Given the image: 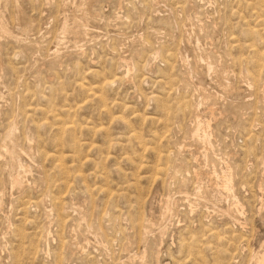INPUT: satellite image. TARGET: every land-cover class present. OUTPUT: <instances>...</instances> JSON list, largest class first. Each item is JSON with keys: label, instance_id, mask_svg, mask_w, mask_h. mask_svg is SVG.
Segmentation results:
<instances>
[{"label": "rangeland", "instance_id": "1", "mask_svg": "<svg viewBox=\"0 0 264 264\" xmlns=\"http://www.w3.org/2000/svg\"><path fill=\"white\" fill-rule=\"evenodd\" d=\"M262 202L264 0H0V264H255Z\"/></svg>", "mask_w": 264, "mask_h": 264}, {"label": "bare ground", "instance_id": "2", "mask_svg": "<svg viewBox=\"0 0 264 264\" xmlns=\"http://www.w3.org/2000/svg\"><path fill=\"white\" fill-rule=\"evenodd\" d=\"M263 71V70H262ZM261 72V71H260ZM122 77V76H121ZM252 82V81H251ZM253 83V82H252ZM251 83H249L250 85ZM252 85V84H251ZM250 85V86H251ZM227 174V173H226ZM227 176V175H226ZM227 181H225V188H231L232 186V183H230V178H226ZM188 195V194H187ZM236 199V198H235ZM238 199V198H237ZM263 203V202H262ZM242 204V203H241ZM263 206H264V203H263ZM195 207V206H194ZM243 212V211H242ZM256 212V211H255ZM255 258V264H264V250L262 252H258L257 254H255V256L253 257Z\"/></svg>", "mask_w": 264, "mask_h": 264}, {"label": "built area", "instance_id": "3", "mask_svg": "<svg viewBox=\"0 0 264 264\" xmlns=\"http://www.w3.org/2000/svg\"><path fill=\"white\" fill-rule=\"evenodd\" d=\"M246 193H247V192H246ZM218 207L221 208V209H224V207H222V206H218ZM225 208H229V206L226 205ZM240 208H241V207H239V211H240ZM224 210H225V209H224Z\"/></svg>", "mask_w": 264, "mask_h": 264}]
</instances>
